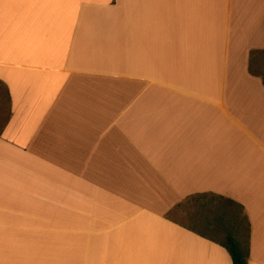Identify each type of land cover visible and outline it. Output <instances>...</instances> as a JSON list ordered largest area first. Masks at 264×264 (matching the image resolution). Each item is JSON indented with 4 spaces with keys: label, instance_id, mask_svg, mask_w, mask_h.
<instances>
[{
    "label": "crops",
    "instance_id": "crops-1",
    "mask_svg": "<svg viewBox=\"0 0 264 264\" xmlns=\"http://www.w3.org/2000/svg\"><path fill=\"white\" fill-rule=\"evenodd\" d=\"M255 56L264 0H0V264H264Z\"/></svg>",
    "mask_w": 264,
    "mask_h": 264
},
{
    "label": "trees",
    "instance_id": "trees-1",
    "mask_svg": "<svg viewBox=\"0 0 264 264\" xmlns=\"http://www.w3.org/2000/svg\"><path fill=\"white\" fill-rule=\"evenodd\" d=\"M189 200L192 202H197L200 205V207L203 206L205 207L206 205L215 206L212 209L208 208V211H212L214 209L217 213H219L218 214L219 223L221 222L222 217L227 216L226 212L224 211L225 206L235 205L232 201L225 199L224 197L215 196L212 194L196 195L191 197ZM215 204H217V206ZM239 224L240 222L237 218L234 217L230 219V227L232 230L226 232L223 241L220 242L219 244L227 249L232 264H248L249 227L246 225L245 235L242 236ZM233 233L235 234L233 235Z\"/></svg>",
    "mask_w": 264,
    "mask_h": 264
},
{
    "label": "rangeland",
    "instance_id": "rangeland-1",
    "mask_svg": "<svg viewBox=\"0 0 264 264\" xmlns=\"http://www.w3.org/2000/svg\"><path fill=\"white\" fill-rule=\"evenodd\" d=\"M258 56H255V62L259 61V64H257V68L261 74L263 75L264 78V62L262 61V63L260 62V60L264 59L263 57L257 58ZM259 59V60H258ZM256 64V63H255ZM255 64H253L255 66ZM5 103H6V97L4 96V94L2 93V91L0 90V115H6L7 114V108L5 107ZM240 209H231V212H233L234 214L238 215L239 219H242L243 217V213L242 211H239ZM168 216L177 221L180 222L182 225L184 226H189V227H193L198 229L201 232H205V217H206V212L205 210H200L195 206H191L190 204H188L187 202L185 204H183L182 207H180L179 209L175 210V211H170L168 213ZM243 220V219H242ZM225 229H231L230 224L226 223L224 226ZM241 229V230H240ZM239 230L241 231V235L244 236L245 235V229H246V225H244V223H242V228H240ZM231 231V230H230ZM235 233H233L234 235ZM209 236H213L214 238H217L219 240H222L224 237V233H218L216 235L213 234H208Z\"/></svg>",
    "mask_w": 264,
    "mask_h": 264
}]
</instances>
